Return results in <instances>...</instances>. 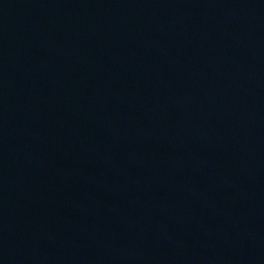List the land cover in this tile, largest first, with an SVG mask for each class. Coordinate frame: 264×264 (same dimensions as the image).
I'll list each match as a JSON object with an SVG mask.
<instances>
[{"label":"water","instance_id":"1","mask_svg":"<svg viewBox=\"0 0 264 264\" xmlns=\"http://www.w3.org/2000/svg\"><path fill=\"white\" fill-rule=\"evenodd\" d=\"M0 264H264V0H0Z\"/></svg>","mask_w":264,"mask_h":264}]
</instances>
